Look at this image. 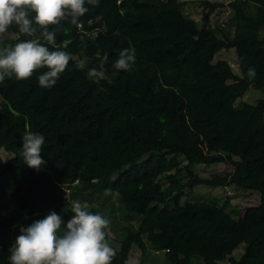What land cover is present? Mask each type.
<instances>
[{"label": "trees", "instance_id": "trees-1", "mask_svg": "<svg viewBox=\"0 0 264 264\" xmlns=\"http://www.w3.org/2000/svg\"><path fill=\"white\" fill-rule=\"evenodd\" d=\"M224 1L232 36L226 28L199 27L181 13L179 0H99L77 23L49 26L56 28L55 44L71 55L55 85L39 86L44 68L0 82V152L10 155L6 162L0 157V264H9L20 226L49 211L66 221L73 215L70 199L84 204L113 195L127 220L119 224L123 238L112 229L120 247L111 264H131L134 246L144 259L162 252L165 264L194 258L264 264V0ZM201 5L206 20L225 6ZM38 36L12 26L0 48ZM129 47L135 49L132 69H114L118 52ZM222 50L235 51L240 76L226 61L213 63ZM101 63L105 76L97 83L88 72ZM250 88L262 98L243 106L245 129H239L228 114ZM28 131L44 136L39 171L20 155ZM181 159L185 184L176 178ZM217 164L231 171L207 180L190 171ZM199 185L257 192L258 221L244 227L204 202L168 206L175 194L189 197Z\"/></svg>", "mask_w": 264, "mask_h": 264}, {"label": "clouds", "instance_id": "clouds-1", "mask_svg": "<svg viewBox=\"0 0 264 264\" xmlns=\"http://www.w3.org/2000/svg\"><path fill=\"white\" fill-rule=\"evenodd\" d=\"M98 3L99 0H0V39L12 26L29 37L39 31L36 38L0 48V82L6 78L23 80L44 68L37 78L39 86L55 85L71 55L55 44L56 28L49 26L65 20L75 24L89 10L87 5ZM103 59L107 60V53ZM135 59L134 48H123L112 67L129 71ZM247 71L249 77H255L253 67ZM88 75L98 83L105 76L103 63L89 69ZM43 144L44 136L38 132L28 131L22 138L23 163L36 171L45 163L40 155ZM71 212L73 215L66 221L49 211L43 218L20 226L9 248V264H111L116 249L106 239L109 220L79 200L71 202Z\"/></svg>", "mask_w": 264, "mask_h": 264}, {"label": "rangeland", "instance_id": "rangeland-1", "mask_svg": "<svg viewBox=\"0 0 264 264\" xmlns=\"http://www.w3.org/2000/svg\"><path fill=\"white\" fill-rule=\"evenodd\" d=\"M183 2L181 7V13L185 17H190L196 20L199 27L210 26L214 29L217 27L226 28L229 36L233 34V27H231V10L226 6L228 1L224 0H210L212 2H224L225 6L216 9L206 20L203 17V6L201 5V0H179ZM1 41V39H0ZM75 59L80 62L78 57ZM223 60L229 63L232 68V71L235 75L240 76L238 69L237 56L234 50L225 51L222 50L217 53L214 57L213 63ZM262 98L261 94L250 88L242 98L238 99L234 104V109L228 114L232 124L239 128L245 129V120L241 117V110L245 104H256L258 100ZM1 159L6 162L10 155L4 152H0ZM186 161L181 159V172L176 175V178L185 184L188 182L189 178L187 176ZM190 171L200 179H210L213 176H224L231 171V168L222 164L205 166V165H194L191 167ZM189 197H184L179 194H175L168 203L169 207H175L183 205L185 202H204L211 205H214L226 213H228L234 220L243 225L244 227L253 226L259 219V194L256 192L244 191L238 189L234 186L227 188H212L205 185H199L194 187L191 191ZM73 200L70 199V204ZM90 211L97 210L101 215L109 220V226L106 229L108 234V242L110 246L115 249H119L120 244L114 238L112 229L115 228L118 235L121 236L123 230L119 227V224L126 223L125 213L120 209V202L116 195L111 196L108 199H105L103 196L95 197L91 202L84 203ZM125 219V220H124ZM132 220L131 224L136 228L138 218L136 216L130 217ZM134 221V222H133ZM123 236V235H122ZM121 236V238H123ZM243 253V248L239 249L233 254L234 258L239 259ZM131 264H165L163 261V253L158 252H148L146 258L142 256L141 251L137 247H133L132 253L130 254ZM192 264H203L202 261L198 258H194ZM220 264H229L227 260L222 261Z\"/></svg>", "mask_w": 264, "mask_h": 264}]
</instances>
